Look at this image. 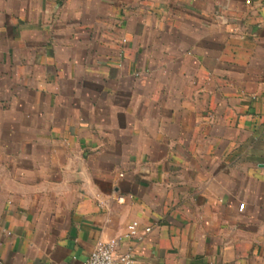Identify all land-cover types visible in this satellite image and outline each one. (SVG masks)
<instances>
[{"label":"crops","instance_id":"crops-1","mask_svg":"<svg viewBox=\"0 0 264 264\" xmlns=\"http://www.w3.org/2000/svg\"><path fill=\"white\" fill-rule=\"evenodd\" d=\"M114 238L264 264V0H0V264Z\"/></svg>","mask_w":264,"mask_h":264},{"label":"built area","instance_id":"built-area-1","mask_svg":"<svg viewBox=\"0 0 264 264\" xmlns=\"http://www.w3.org/2000/svg\"><path fill=\"white\" fill-rule=\"evenodd\" d=\"M245 208L244 204L239 207L240 211ZM152 232V228H146L140 231V224L137 221L132 222L127 227L126 237L138 239L140 242L145 240V236ZM121 240L114 238L109 241L99 242L91 253L87 264H135L131 253H119L118 248Z\"/></svg>","mask_w":264,"mask_h":264}]
</instances>
